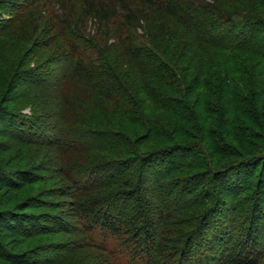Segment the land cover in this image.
Returning <instances> with one entry per match:
<instances>
[{"label":"trees","instance_id":"trees-1","mask_svg":"<svg viewBox=\"0 0 264 264\" xmlns=\"http://www.w3.org/2000/svg\"><path fill=\"white\" fill-rule=\"evenodd\" d=\"M0 223L7 264H264V0H0Z\"/></svg>","mask_w":264,"mask_h":264},{"label":"rangeland","instance_id":"rangeland-1","mask_svg":"<svg viewBox=\"0 0 264 264\" xmlns=\"http://www.w3.org/2000/svg\"><path fill=\"white\" fill-rule=\"evenodd\" d=\"M16 83H17V84H16L17 86H20L22 82H18V81H16ZM18 83H19V84H18ZM24 112L27 113V112H28V108H26V109L24 110ZM40 130H41L42 133H44L45 135H47V134L50 135V133H51L50 127H47V126L45 127V125H44V127H40ZM2 232H3V231H2L1 223H0V243H2V244L5 246V244H6L8 241L6 240V237L3 236ZM8 244H9V243H8ZM13 246L16 247L17 244H15V245H13ZM6 247H8V249L11 250L12 245H11V244H9V245L6 244ZM42 253H43V252H42ZM42 253H41L40 255L37 254V255H38L37 257L42 256V255H43ZM0 264H7V262L2 261L1 258H0Z\"/></svg>","mask_w":264,"mask_h":264}]
</instances>
